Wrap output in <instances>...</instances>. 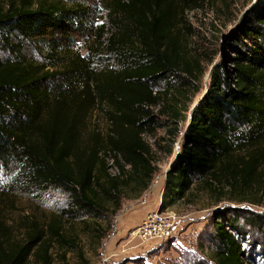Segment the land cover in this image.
<instances>
[{
  "label": "trees",
  "instance_id": "trees-1",
  "mask_svg": "<svg viewBox=\"0 0 264 264\" xmlns=\"http://www.w3.org/2000/svg\"><path fill=\"white\" fill-rule=\"evenodd\" d=\"M69 1L10 0L0 6V29L11 31L13 38L45 40L48 46L41 64L0 57V164L16 163L32 185L62 188L73 208L100 217L109 209L118 211L126 190L139 197L153 181L158 167L144 134H154L162 125L172 145L178 121L185 120L177 105H164L160 123L151 107L163 104L172 92L155 89L163 78L184 73L180 87L197 78L178 30L201 0H104L111 25L108 35L103 31L99 38L108 52L119 54L118 66L92 67L83 76L72 75L78 62L88 67L79 54L66 59L65 71L58 68L68 43L84 30L89 10L86 0ZM228 42L230 53L212 67L207 91L192 111L180 153L166 176L163 210L185 199L197 180L237 187L238 174L248 182L264 164V150L251 154L240 169L226 162L237 149L264 139V0L246 11ZM101 105H108L110 131L96 129L84 137L83 119ZM228 173L235 182L222 180ZM222 211L213 218L214 264H264V211L237 208L227 220ZM241 219L258 233L249 256L241 239L250 241V234ZM0 230H7L2 221ZM55 242L78 248L54 220L46 229L35 225L23 240L5 244L0 239V264H53Z\"/></svg>",
  "mask_w": 264,
  "mask_h": 264
},
{
  "label": "rangeland",
  "instance_id": "rangeland-1",
  "mask_svg": "<svg viewBox=\"0 0 264 264\" xmlns=\"http://www.w3.org/2000/svg\"><path fill=\"white\" fill-rule=\"evenodd\" d=\"M10 0H0V6H7ZM39 0H33L38 2ZM56 1V0H55ZM69 1V0H64ZM78 0H74V2ZM104 0H86L87 17L84 30L75 40L68 43V53L60 55L65 59L58 68L65 71L66 59L79 54L85 62H78V71L73 76L86 75L92 67L99 71L107 67L118 66L119 54L108 52L106 43L99 38L103 31H110V16L104 8ZM256 0H201L194 8L187 11L179 26L178 34L183 49L193 64L197 78H189L188 87H180L186 82L184 73L160 80L155 89L162 92L171 88L165 102L151 107L159 122L165 121L159 111L164 105L177 107L186 116L178 121V134L170 145L167 129L160 125L154 134L145 133V140L153 149V157L158 167L149 188L139 197L128 189L122 197L117 212L108 210L100 217L73 208L69 194L59 187L40 188L32 185L23 177L16 163L4 167L0 164V221L7 230H0V239L13 243L26 238L29 229L35 225L47 228L54 220L58 221L62 232L77 241V247H63L53 243L50 253L53 264H214V224L213 218L217 211L226 213L225 220L234 217L237 208L244 212L247 209L264 211V164L258 165L257 175L248 182L237 175V187L230 182H217L206 179L197 180L185 199L165 208L168 214L175 213L179 220L174 234L167 239H150L142 241L133 234L148 213L163 211L162 195L165 188L167 171L171 169L183 144V137L191 118L192 111L199 100L205 95L210 82V73L214 64L221 62L226 53H230L228 39L236 30ZM69 3H72L69 1ZM82 3V2H81ZM11 31L0 29V57L8 59H25L33 63L46 62L48 46L45 40L13 38ZM105 33V37L108 33ZM10 37L5 40V37ZM63 55V56H62ZM77 59V58H76ZM78 61V59L76 60ZM48 63V62H47ZM83 63V67L81 64ZM198 63V64H197ZM228 68L231 63H227ZM231 69V68H230ZM201 71V74H200ZM203 73V74H202ZM180 87V88H179ZM108 105L97 106L88 112L83 119L82 133L87 137L93 130L103 133L110 131L111 123L107 113ZM171 147V152L168 148ZM258 150H264V139L237 149L226 160L232 168L242 167L244 161ZM112 164V162H110ZM227 177L235 182L231 174ZM212 183V184H211ZM245 221L240 223L245 226ZM103 230V236L97 235ZM250 235L241 239L246 255L251 250V242L258 237L257 231L245 226ZM248 238V237H247ZM67 250L66 258L62 255ZM249 256V254H248ZM252 262V261H251ZM30 264H42L32 260Z\"/></svg>",
  "mask_w": 264,
  "mask_h": 264
},
{
  "label": "built area",
  "instance_id": "built-area-1",
  "mask_svg": "<svg viewBox=\"0 0 264 264\" xmlns=\"http://www.w3.org/2000/svg\"><path fill=\"white\" fill-rule=\"evenodd\" d=\"M179 217L175 213L168 214V209L148 213L133 234L142 241L150 239H167L176 230Z\"/></svg>",
  "mask_w": 264,
  "mask_h": 264
},
{
  "label": "water",
  "instance_id": "water-1",
  "mask_svg": "<svg viewBox=\"0 0 264 264\" xmlns=\"http://www.w3.org/2000/svg\"><path fill=\"white\" fill-rule=\"evenodd\" d=\"M190 120H191V118H190ZM169 171H170V169L167 171V174H168Z\"/></svg>",
  "mask_w": 264,
  "mask_h": 264
}]
</instances>
